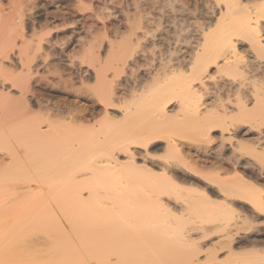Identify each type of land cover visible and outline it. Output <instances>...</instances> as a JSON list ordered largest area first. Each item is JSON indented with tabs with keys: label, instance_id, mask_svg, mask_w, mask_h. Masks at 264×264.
Wrapping results in <instances>:
<instances>
[{
	"label": "bare ground",
	"instance_id": "obj_1",
	"mask_svg": "<svg viewBox=\"0 0 264 264\" xmlns=\"http://www.w3.org/2000/svg\"><path fill=\"white\" fill-rule=\"evenodd\" d=\"M56 1L59 0H39L31 8L27 6L30 10L26 9L36 12L51 28L44 26L41 32L33 29L27 31L28 35L18 31L10 43L0 47V136L6 131L5 136H13L14 129L21 125L25 126L21 129L27 136L23 133L19 136L22 132L19 129L14 141L12 137L7 139L10 136L0 137V145L3 142V146L11 145V152L3 154L4 158L10 154V161L0 170V182L8 173L16 174L18 178L25 177L23 185L28 189L24 197L9 189L8 195L16 198L11 202L14 204L0 206L3 232L0 264H202L198 255L203 250H199L195 236L198 232L200 238L221 234L217 241L209 242L204 264H264L260 258L261 253L264 257L263 229L256 231L253 238L241 241L238 238L240 223L256 224L258 216L264 215V202L260 199V188L246 181L249 175L241 174L252 169L251 164L242 163V155L235 153L245 147L264 157V0H197L209 4L210 9L196 10L199 14L169 9L170 0H86L93 7L85 5V8L92 12L113 10L101 20L96 12L88 10L91 15L87 16L80 13L85 10V0L74 3L72 0L73 5L67 8L59 9L60 2L55 10L45 9L44 6H52ZM125 10L133 12L130 15ZM146 10H156V20L147 16ZM28 12L27 21L34 25ZM96 18L102 23L98 24ZM104 19L114 23L110 31ZM154 24L156 31L160 28L161 32L158 31L159 37L156 35V52L148 59L137 48L145 35L143 29ZM66 26L68 32L63 37L48 38L50 30L55 33L54 30ZM107 31L113 33L118 43L113 38L110 41V37L103 41ZM96 32L101 33L96 36ZM27 43L31 47L23 55L22 47ZM240 44L245 46V51L237 48ZM112 54L115 59L108 63L107 58ZM50 55L54 63H48L46 58ZM140 60L144 63L138 66ZM140 67L142 75L138 73ZM108 108L121 112L109 113ZM174 121L194 125L195 134L205 138L208 150L204 146L206 151H203L210 157L213 155L212 159L215 156L214 161L205 157L203 162L204 156L201 159V167L208 171L206 187L185 190L210 210L234 213L236 204L240 210L233 223L225 227L219 224L222 220L216 222L213 216L202 220L201 226H193L186 235L177 238L172 251L166 254L164 242L156 241L157 229L153 223L164 211L162 194L172 196L171 182L178 178L171 167L159 165V171L153 174L156 183L166 182L167 187L164 192L156 193V205L139 209L135 224L124 220V210L116 214L106 212L105 218L113 217L127 226L109 224L106 230H101L97 226L99 206L92 194L98 184H103L99 177L109 167V154L115 146L120 145L118 150L126 152L131 163V145L146 147L151 139L160 137L161 128ZM217 127L221 143L213 147L216 136L213 134V139L211 133ZM241 130L242 135L253 132V139L248 135L245 144L240 137L236 138ZM233 138L239 139V143L231 144ZM224 142L233 146L229 145L233 150L228 156ZM179 144L168 141L163 153L184 152L187 145L184 143L179 148ZM19 148L29 152L25 153L29 157L22 165L14 157L21 154ZM1 156L0 165L4 162ZM53 163L55 167L61 166L60 163L63 166L53 169ZM195 164L196 161L191 162L189 167L197 172ZM259 173L264 177V169L260 168ZM147 186L161 189V185L154 183ZM81 190H86L88 196H82ZM72 193L74 196L69 197ZM138 201L148 202L152 198L142 195ZM196 201L187 202L195 207ZM180 209L179 214L185 216L186 205ZM13 213L24 216L16 221L17 226L6 217ZM32 234L44 236L48 248L43 249L45 245L41 246L40 242L30 244ZM22 239H29V247L33 248L27 249L28 245L16 248L14 244ZM97 241L103 242L100 248L94 246ZM236 242L245 245L247 252L239 253L236 248L235 251ZM224 250L226 254L221 257L219 254Z\"/></svg>",
	"mask_w": 264,
	"mask_h": 264
},
{
	"label": "rangeland",
	"instance_id": "obj_2",
	"mask_svg": "<svg viewBox=\"0 0 264 264\" xmlns=\"http://www.w3.org/2000/svg\"><path fill=\"white\" fill-rule=\"evenodd\" d=\"M48 1L50 2L52 0H48ZM69 1L71 3L72 0H59V1H56L55 3H53V5L55 4L54 6L53 5L52 6L49 5V6H44V7L47 10H55L54 7H56L61 2L58 5L59 9L60 8L62 9L63 8L62 6H65V8H67V6L70 7V6L73 5L72 3L75 2L73 0V2L71 4H69ZM249 1H254L255 2L257 0H249ZM33 3L35 5L36 3H39V0H0V16H1V18H0V47L4 46V44L10 43L12 41V38L15 37L19 32H23L24 34L28 35L30 33V31L32 32L33 29L36 32L39 29L38 32L39 31L41 32L40 29H43L42 27H44V26H45L44 29H46V27H48V29H49V27L51 28V26L49 24H47L43 20V18L38 17L37 14H35L36 12H33L34 11L33 9H32L33 13H31L30 11L28 12L26 10L27 8L30 10L31 6H33ZM85 3L83 5V7L85 9L84 12L82 11L80 13H83L82 15H84V16L91 15L90 12H92L93 10L90 11L89 9L85 8L89 4L87 1ZM28 5H29L30 8L27 7ZM85 5H87V6H85ZM92 7L90 8V6H88V8H90V9H92ZM168 7H169V9H171V8H173V9L176 8L175 10H184L185 9V11L189 10V11H194V12L196 10L197 11H199V10H210L209 9V4H203V3H200L197 0H170V4L168 3ZM20 11H22L21 15H23L22 13H24V16L20 15ZM112 11L113 10H95L94 12H96V14L98 15L97 18H100V20H101V17L104 14H106L108 12H112ZM125 11H127L128 14H130V15L133 12V10H125ZM197 11L195 13L199 14ZM27 12H28V14L30 13L29 15L31 16L32 20L34 19L33 20L34 21V23H33L34 25H31V23L27 21L28 20ZM94 12H92V13H94ZM146 14H147V16H149L151 18H155V20H156V10H146ZM139 15H140V13H138V15L136 14V16H139ZM97 18H96L95 21L98 24L102 23V21L101 22H100V20L98 21ZM25 21H27V22H25ZM103 21H104L105 24L107 23V25H108L107 26V30L110 31V29L112 27L111 25L114 24V23L111 22L112 24H110V21L108 19H104ZM35 22H37V24ZM40 23L41 24L44 23V24L41 26ZM38 24H40V25H38ZM35 25L38 26V27H36ZM28 27H29V29H28ZM65 28H66V30H64ZM65 28L62 29V30L60 28L59 31L54 30L55 33H57V34H55L52 30H50L52 32L51 36L49 35V37L48 36L47 37L48 38L52 37L53 39L57 38L54 35H57L59 38L63 37L62 36L63 33L65 34V33L68 32L67 26ZM120 29H122V28H119V30ZM27 31H29V33ZM108 31H107V35L105 37L106 39L104 40V38H103L104 42H106L107 38L109 39V37H110V41L113 38V36H112L113 33L112 32H108ZM122 31H123V29H122ZM143 31H145V35L141 39L140 46L137 49H138V51H142L143 54L146 55V58H148V57H151L152 52H154V51L156 52V45H157L156 43H158L157 42V39H158L157 37L160 36L159 32H161V31H160V28L157 29V31H156V24H154L153 26L147 27L146 29L144 28ZM119 32H121V31H119ZM43 33H45V32H43ZM97 33L100 34L101 32H96V34H95L96 36L99 35ZM156 35H157V37H156ZM18 39H19V37H17L16 41ZM113 39H115V38H113ZM113 41H114V43H118L119 40L115 39ZM17 42H19V40ZM30 45L31 44L27 43V44H25L22 47L23 55H25V53L29 52V48L31 47ZM237 48L239 50H244L245 46L243 44H240V45H237ZM100 50H101V52L103 51V49H100ZM242 55H245V53H242ZM47 57L48 58H46V59L48 60V63H50V62L54 63V60H53L51 55L47 56ZM50 58L52 59V61H50L51 60ZM114 59H115V54H112L111 56H109L107 58V62L110 63ZM148 59H150V58H148ZM139 63L140 64H138V66L143 64L144 62H143V60H140ZM142 69L143 68L140 67L139 70H138V73H140V75L143 74ZM213 70L214 69L211 68L210 72L213 73ZM44 74H45V72H44ZM46 74H48V73L46 72ZM49 75H51V74H49ZM244 77H249V75L248 74H246V75L244 74ZM108 111H109V113L116 112V114H120V112H121L120 110H118L116 108H108ZM129 118H127V119H129ZM96 119L99 120L100 117H97ZM182 123L184 125L185 122L182 121ZM183 125L179 121H177V122L174 121L172 124L170 122L169 124H167L165 126V128L163 127V128H161L159 130L160 131L159 132L160 137H157V138L155 137V138L151 139L146 147L131 145L130 146L132 148L131 153H132V156H133V161L131 163L128 161V158H129L128 154L126 152L122 151V150H118L119 149L118 146H120V145L115 146V148H114V145H113L114 149L109 154V158H108L109 161H110L109 167L105 170V172H104V174L102 176L103 178L99 177V178L102 179L101 182L100 181L99 182L102 183V181H103V184H101L100 186H98L99 185L98 184L95 187L96 188L95 191H94L95 194H92V195H94L92 197L93 198L95 197L94 198L95 199L94 202H96V205L99 206L100 216H99V219H98V225L97 226L101 230H106L107 227L109 226V224L110 225L117 224L118 226H121V227H126L127 223L128 224H135L137 222L134 223V221H135V219L137 220L138 217H139L138 211H139L140 208H145L147 206L150 207L152 205H156V198H155L156 197V193L164 192L165 188L167 187L166 186V184H167L166 182H158L157 181V183H156V177L153 176V174L156 175V171H159L158 170L159 165H164V166L171 167V169H173L176 172V173H174L175 176L178 177L176 180L171 182L173 184V185H171L172 187H171V190H170V192L172 193V196L168 197L167 195L162 194V204H164V211L161 212L159 217L156 218V223H153L154 226L156 225V229H157V231H156V241H158L160 244L162 242H164L165 249H166V254H168V253H170L172 251L173 245H174V243H175L177 238L186 235L187 230L190 229L191 227H193V226H196V227L197 226H201L202 225V223H201L202 220L210 219L213 216V218H215V221L216 220H218V221L222 220L221 222L219 221V224L220 223H221L220 225L223 224L224 227L226 225H231L233 223L232 219L234 217H236V215L238 214V211L240 210V209H238L239 206H240L239 204H238L239 206L236 204V206L233 207L234 213L221 214V212H219L218 210H214V209L210 210V207L208 205H205L203 201H196L194 199V197L192 196L193 194L191 192L185 190V189H190L191 190V189H196V188L197 189H201V188H205L206 187L205 185H206V183H208V181L206 180V171H207V169L204 168V167H201V165H202L201 161L203 160V162H204V159H207L205 157H210V155L205 152L206 150H208L207 147L205 146L206 142L203 141L205 138L203 137L204 138L203 139L198 133H197L198 135L195 134L196 130H194V129H197V128H195L194 125L193 126L190 125L191 126L190 127L188 125V123H186L184 126ZM187 125H188V127H187ZM22 126H24V125H21V127ZM119 126H122V125H119ZM119 126H118V128H119ZM21 127L19 126V127H17V129L12 128V130L14 129L16 131V133H18L17 131L19 129H20L19 131H21L22 129H25V126L22 129H21ZM111 127H113V126H111ZM12 130L10 129L11 134L13 133ZM161 130H162V132H161ZM23 131L24 130H22V132L18 133V135L22 134ZM191 131H193V133ZM212 131L213 132L211 134H212V136H213V134H214V136H216V141L213 140V144L211 146H213V147L216 146V145L218 146V144L221 143V141H219V138H218L220 130H218V127H217V128H214ZM6 132L3 135V137H9L10 136L9 137L10 139L9 138H7V139L11 140V137H12L11 141H14L13 137H15L16 133L14 132L13 136L12 135L5 136ZM10 132L8 130L9 134H10ZM243 133H244V131L241 130L240 134H238L237 135L238 137H236V138L240 137V140H242V142L244 140V143L247 142L248 137L251 136V135H252V138L249 137V139H253V136H254L253 132H251V134L249 133V134L242 135ZM23 134L26 136L25 133H23ZM22 135H21V137H22ZM214 136H213V139H215ZM242 136H243V138H242ZM3 137H1V138H3ZM16 137H18V136H16ZM16 137H15V139H16ZM244 138H246V141H245ZM23 139H26V138H23ZM171 140H173L177 144L183 143V144H179V148L182 145L186 144L188 146L189 151H187L188 149L186 148L187 147L186 146L183 149L184 152L163 153V146H165V144L168 141H171ZM238 140L239 139L236 140L235 138H233L231 140V144L236 143ZM8 142L10 143V141H8ZM0 143H2V142H0ZM238 143H239V141H238ZM244 143H243V145L246 144V143L245 144ZM3 144H4V142H3ZM3 144L0 145V156L2 155L1 156L2 157V161L5 162L6 159H7V161L5 162V164L3 162V164L0 165V170H2L5 167L4 165H6V163L8 161H10V159H9L10 158L9 157L10 154H9L8 157L6 156L5 158L3 156V154L4 155L5 154L8 155V153L11 152V149L9 147L10 144L5 143L4 146H6V148L3 146ZM231 144H229L228 142H224V146H225L224 148H225V152H227L226 153L227 156H228V152L231 149L233 150V148L229 147V145H231ZM189 146L192 147V148H190ZM204 146H205L206 150H205ZM194 148H196V149H194ZM18 150L20 151L21 154L19 156H15L14 155V157H15V159L17 158V160L20 162V163L19 162L18 163L22 165L23 163L27 162L26 160L29 157V155H26V154H29V152H27V153H26V151L24 152L25 149H23V148H19ZM203 150H205V151H203ZM19 151H18V154H19ZM23 152H24V155L22 154ZM187 152H190L191 154H187ZM203 153H204V155H203ZM229 153H231V151ZM235 153H236V155L239 153L238 156L242 155V156H240V158H241L240 161L242 163H247L249 161V163L251 165H254L252 167L250 165V168L253 169V167H254L253 171H252V169L245 170L244 173L241 172V174H245L246 175L245 177H247L249 175V177H247L246 181L247 182L248 181H252L253 183H255V185L257 187L260 188L261 197H263V198L260 197V199H261V202H264V177H261L262 175H260V173H259L260 172V168L264 169V167H263L264 166V159H263L264 157L259 156L254 151L253 152H251V151L249 152L248 149L245 148V147H242L241 150L236 151ZM207 154L209 156H207ZM223 154H224V152H223ZM195 156H198V157H195ZM203 156H204V158H203ZM211 157H213V155ZM211 157H210V159L212 161H214L215 160L214 159L215 156H214L213 159ZM3 158H4V160H3ZM13 160H14V158H13ZM17 160H15L14 163H17L16 162ZM194 161H196V164H195L196 167L195 168H196L197 172L193 171L189 167V164L191 162H194ZM251 161H252V163H251ZM53 165H54V163H53ZM60 165L63 166V163H60ZM52 166H51V168H53V169H57L58 167H61V166H58V165L56 166L57 168L55 167V165L53 167ZM259 166H262V167H259ZM48 168L51 169L49 166H48ZM241 170H239V172ZM71 171L72 170H70L69 172H71ZM69 172H67V174ZM72 172L74 173V170ZM249 172L253 176H251L249 174ZM252 172H254V174ZM9 174L10 173H8L6 175V176H8V179L4 175L5 178L3 179V181L1 180L2 183L0 182V184H1L0 185V206H3V207H8L11 204H14V203H11V202H14L16 200V198L13 195H8L7 191H9V189L15 190L18 193V195H20V196L23 195V197H24V194L28 192V189H27L26 185H23L25 183V177L20 175L21 177L18 178L19 176H17L16 174H13L14 176L10 175L11 176L10 177ZM257 175L258 176L260 175V176L257 177ZM87 178L89 179V177H87ZM255 178L258 179L257 182H256ZM80 179L81 180H83V179L85 180L86 178H83V179L80 178ZM21 180L23 181V183H22ZM253 180H255V181H253ZM260 181H261V183H260ZM20 182H21V184H20ZM150 183H154L156 185H161V189L157 190V188H158L157 186H156L155 189L152 188V187H148L147 185L150 184ZM83 192H84V190L82 191V193ZM82 193H81L82 196H84L85 194L87 195L86 190H85V192L83 194ZM142 195H144L146 197H147V195H149V197L152 198V201H148V202H146V201H144V202L138 201L139 198H141ZM73 196L74 195L72 193V196L70 195L69 197H73ZM153 196H154V198H153ZM116 198L118 199L117 202H116ZM188 200H190V202L196 201L197 205L195 207L192 206V205H189L188 202H187ZM236 203H239V202H236ZM184 204L186 205L187 210H185V216L182 217L179 214L180 213L179 211L181 210L180 207L182 205H184ZM235 208H236V210H235ZM0 210H1V208H0ZM123 210L125 211L124 212L125 213V219L124 220L127 221V223H122V222H119V221L116 222L113 217H110L109 219L105 218L106 215H104V214H106V212H110V213H113V214L115 213L116 214V212L117 213H119V212L122 213ZM57 211H59V209H57ZM54 212H56V209L54 210ZM6 217L9 220V223L11 222V224H13L14 226H17L16 224H18L16 221H18L21 218H24V216H22L20 214H17V213L16 214L13 213L11 215L9 214V217H8V215ZM261 217H262V219H261ZM261 217L258 216V218L256 220V224H249L248 223L247 225H245L246 224L245 223L243 225L242 223H240V225H239V229H240L239 233L240 234L238 236V238H240V241L243 240V239L245 240L246 238H253V236L256 234V231H257V233H258V231H261L262 229H263L262 231H264V225H263L264 215H261ZM222 218H224V219H222ZM218 221H216V222H218ZM9 223L7 222V224H9ZM249 225H251V227ZM14 226H12V227H14ZM255 226L257 227V229H256ZM8 227H11V226H8ZM104 228H106V229H104ZM0 233H3V232L0 231ZM200 234H201V232H198V234H195L196 238H198L197 246L199 247L200 251L203 250V252H201V254L198 255V259H199V263L204 264V263H206L204 261V258H205L204 257V253H205V251L208 248H210V246H209L210 243H214L215 241L218 240L217 236L219 237V235H221V234L220 233L219 234H215V235L213 234V236H211L210 238L209 237L208 238H200V237H198ZM32 236H33L32 238H31V236L28 237L29 239L31 238V240L33 241L32 243H30L31 241L29 239H22L19 242L17 241L14 244L15 247L16 248H19V247L20 248H24L26 245H28V247H29V243L33 245V243L36 242V245H39L38 242H40L41 246H42V244L45 245V247H43V249L44 248H46V249L48 248V246H46V245H48L49 242L46 241L44 236L42 237L41 234H38V235L36 234V236H35V234H32ZM250 236H252V237H250ZM33 238H34V240H33ZM28 241H30V242H28ZM262 241L264 242V239ZM32 245H30V246H32ZM102 245H103V242L97 241V243H95L94 246L96 248H100ZM241 245L242 244L239 245L236 242L234 244V250L236 248V250H238L239 253L241 252V253L244 254V252H247L248 248H246L245 245L244 246L243 245L241 246ZM30 248L32 249L33 247H29L27 249H30ZM225 254H226V250L221 252V254H219V255L221 257H224ZM260 256L259 257L262 258V260H263L264 257H262V253H261ZM202 261H204V262H202Z\"/></svg>",
	"mask_w": 264,
	"mask_h": 264
}]
</instances>
